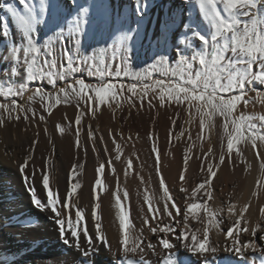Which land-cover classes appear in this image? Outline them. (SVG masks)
Returning a JSON list of instances; mask_svg holds the SVG:
<instances>
[{
    "label": "snow or ice",
    "instance_id": "obj_1",
    "mask_svg": "<svg viewBox=\"0 0 264 264\" xmlns=\"http://www.w3.org/2000/svg\"><path fill=\"white\" fill-rule=\"evenodd\" d=\"M157 6L163 9L164 15L153 17L150 10ZM0 13H3L0 15V63L7 65L6 78L0 81V97L10 101L0 102V125L6 119L19 121L21 116L27 121L29 113L33 118L37 116L34 109L26 108L16 99L27 93H31L27 100H38L49 115L57 105L75 100L77 126L86 112L95 115L100 106L111 108L113 102L119 107L122 99L129 103L138 100L142 106L147 99L149 108L154 107V100L160 107L183 104L190 120H199L198 139L206 128L221 129L216 168L226 158L231 164L233 153L243 158V148L250 147L255 152L260 160V175L251 196H264V159H260L264 155V113L239 110L241 102L245 109L250 103L264 105V90H261L264 89V0H182L175 8L171 0L164 5H157L156 0H131L130 6L126 5L123 10L118 8L115 0H15V3L6 0ZM148 24L152 25V30L146 28ZM152 36L161 45L160 54L142 67L134 68L135 50L145 37L151 43ZM168 49H174V60L167 54ZM156 74L163 78H155ZM86 77L97 82H89ZM57 81L63 82L64 86L56 88ZM45 83L56 90L48 91ZM33 84L36 85L34 88L31 87ZM249 92L255 95L250 96ZM150 94L152 98L148 99ZM80 102L86 105L85 110L80 109ZM39 120L44 121L45 116L39 115ZM172 124H176V119ZM80 133L81 129L77 127L78 148L81 147ZM184 133L181 128L176 138ZM109 135L115 145V160L119 161L122 145L116 142L111 131ZM169 135L171 137V131ZM88 136L95 139L90 126ZM188 139L191 141V133ZM36 143V140L31 142L28 155L18 164V171L32 206L51 221L58 240L78 253L79 264H104L99 259L104 255L109 258L107 264H151L146 259L149 252L162 257L161 264H188L179 259L181 251L200 264H217L219 251L227 254L221 264H231L228 256L241 258L244 264H264V249L256 243L258 233L260 241L264 242V205L260 206L256 221L245 215L249 210L248 203L239 208L235 203H229L226 216L222 215L223 208L214 210L210 207L212 179L216 176L211 162L207 164L206 178L190 193L188 188L181 186L180 192L185 196L183 208L178 206L164 177L160 176L162 195L150 197L145 194L150 215H143L142 210L139 229L132 224L129 212L117 195L115 215L120 235L118 248L114 250L102 229L98 214L100 205L92 208L90 229L84 209L76 207L73 201L81 188V181L76 178L77 168L83 165H73L68 190L61 197L50 183L47 167L42 172L39 169H34L31 174L26 171L29 161L33 160L32 149ZM191 147L189 144L185 152V169ZM93 151H96L94 144ZM212 151L209 147L205 156ZM152 152L157 153L156 171L160 175L155 145ZM108 163L111 165L112 161ZM132 167V160L128 159L125 175ZM104 168L102 162L96 168L95 186L102 185L99 176ZM38 172L42 197L33 183ZM180 179L184 180L183 172ZM124 197L127 199V191ZM157 202L161 206H155ZM181 217L182 228L179 227ZM165 218L170 222H165ZM190 219L203 225L202 235H198L200 227L194 230L190 227ZM225 221L229 225L226 230L221 227ZM15 222L21 226H39V221L31 217ZM145 229L158 237L157 243L146 241ZM211 230L223 233L222 248L210 242ZM242 233L251 238L241 243ZM170 235L175 243L169 239ZM248 251L252 253L250 259L245 256ZM118 255L122 258H117ZM0 264L10 262L0 259Z\"/></svg>",
    "mask_w": 264,
    "mask_h": 264
},
{
    "label": "bare ground",
    "instance_id": "obj_2",
    "mask_svg": "<svg viewBox=\"0 0 264 264\" xmlns=\"http://www.w3.org/2000/svg\"><path fill=\"white\" fill-rule=\"evenodd\" d=\"M4 2L6 0H0V8L3 7ZM7 2L15 3V0H7ZM169 2L170 0H156L157 5H164ZM115 3L120 10H123L126 5L130 6L131 0H115ZM171 3L172 7L175 8L177 5L182 4V0H171ZM2 14L0 13V15ZM150 15L153 17L157 15L163 16L164 11L158 6L153 7L150 10ZM194 16L199 18L197 14H194ZM146 28L152 30V25L148 24ZM148 45L151 46V49L147 47ZM158 46L161 47V45L156 43L155 36H152L151 43L145 37L134 52L133 67L139 68L145 63L150 62L152 58L148 56V53H154ZM0 47H2V44H0ZM168 50L174 60V49ZM3 65L5 64L0 63V81H2L1 75L3 76V68H1ZM86 78L89 82H97L94 78ZM17 82L21 81L17 80ZM254 95L255 93L253 92L250 96ZM151 98L152 96L150 94L148 99ZM153 103L154 107L152 108L148 107L147 99L144 101L143 106L138 100H133L129 103L134 108H140L142 110L140 115H138L137 110L134 113V119L136 121L134 127L136 126L138 128L142 139L120 136L112 132V135L116 138V142L120 143L123 148V154L119 161L115 160L116 152L112 137L110 135L106 137V134L110 132L112 127L118 128V121L115 119L111 108L107 105L100 106L95 112V120L101 119L105 128L100 132L97 141L92 139L96 148V151H93L96 158H91L93 162L90 164H87L88 158H82L84 153L82 143L84 141L83 121L92 113L86 112L79 126L76 123L74 124L75 126L72 125L71 120L74 121L77 114V102L73 100L70 103H62L66 108L65 111H61L60 106L56 107L51 113L50 120H47L45 117V122L43 123L50 136H52V126L50 124H59V130L61 128L64 129L61 133L68 142V146H66L63 139L60 140L61 147L59 149V155L50 158V162L48 163L51 185L63 197L68 190V178L73 165H83L82 168H77L79 174L76 178L81 181V188L74 195L73 201L76 203V207L84 209L85 218L89 222L90 229L92 227V208L96 204L100 205L98 214L101 216L102 229L108 237L109 246L114 250L118 248L120 235L119 221L115 215V197L117 195H119L125 210L129 212L132 224L135 225L136 229H139L141 227L142 210L143 215H150L147 212L148 205L144 201L145 194L150 197L162 195L159 184L160 176L164 177L165 183L178 206L183 208L185 196L180 192L181 186L188 188L190 193L196 184L203 182L206 178L208 162H213L209 154L207 157L205 156L208 148L211 147L209 143L211 141V135L208 128L204 130L201 138H197L200 132L198 118L194 119V125L188 131L184 142L180 145L173 146L176 140L177 130L184 122V116L189 113L186 105H165L164 107H160L158 101L154 100ZM80 104V109L85 110L86 105L83 102H80ZM113 104L114 102L112 106ZM182 108L186 111L184 114L182 113ZM240 111L264 113V105H261L259 102L255 104L250 103L247 109L243 108ZM147 114L151 115L152 122L146 118ZM173 119H176L175 125L172 124ZM123 120L127 125L128 118L126 114H124ZM15 123L17 127V122L15 121ZM77 127L81 129V147L79 148L76 147ZM170 131L172 133L171 137L169 135ZM220 131L221 129L216 127L217 163H219ZM189 133L192 136L191 141L188 139ZM150 134L151 139H149ZM30 135L28 133L26 138H30ZM60 136L59 134V139L61 138ZM101 137H103L102 140ZM189 144L192 147L188 152L190 158L188 159L187 169H185V152ZM10 145V143H0V259L8 260L10 264L13 261L14 264H79L80 258L78 253L64 246L58 240L57 232L54 230L51 221L47 219L45 214L34 209L32 206L30 195L27 193L23 179L18 171L19 158H14L19 147L16 142L13 145V149H10ZM153 145L159 151L160 175H157L156 171L157 159L150 158ZM105 148L107 151H105ZM91 150H93V146ZM242 151L243 158L236 157L235 153H233L231 164L228 163L226 158V161L220 164L219 168L213 169L216 172V176L212 179L213 198L208 203L214 210L216 208H223L222 215L224 216L227 215V206L229 203H235L237 208L248 203L249 210L245 215L249 216L251 221H256L259 217V208L264 205V196L259 198L251 196V192L256 190L257 187L256 180L260 175V160L256 158L255 152L250 147L243 148ZM24 159L22 158V160ZM128 159L132 160L133 167L127 170L128 174L125 175ZM260 159H264V155ZM109 160L112 161L111 165L108 163ZM101 162L105 164L104 171L99 176L102 180V185L95 186V181L98 178L96 168ZM249 164L251 165L250 168L248 167ZM113 168L115 172H113ZM182 172L184 174L183 181L180 179ZM40 180L41 176L37 173L33 183L37 188L38 195L42 197L43 191ZM125 191L128 193L127 199L124 197ZM199 198L200 194H198ZM206 198L203 197V199ZM155 206L159 207L161 204L157 202ZM200 215L203 216V213L201 212ZM24 217H31L38 220L39 226L27 227L15 222L16 219L23 221ZM9 218H11V222H9ZM180 219L181 223L179 227L182 228V217ZM165 222L170 221L165 218ZM189 224L193 230L200 227L201 233H198V235H202L203 225L198 220L193 221L190 219ZM173 226L176 227L174 223ZM227 226L229 225L225 221V224L221 227L226 230ZM241 227H243V222ZM143 235L146 241L150 240L153 243H157L158 237L153 236L146 229ZM259 235L260 233H258L256 243L264 249V242L260 241ZM250 238L242 233L241 243H243L244 239ZM169 239L175 243L172 235L169 236ZM209 239L213 245L220 248L223 247L224 236L222 232L217 234L216 230H211ZM81 240L83 241V237H81ZM9 253L18 254L12 256ZM226 255L223 251H219L216 257L217 264H221ZM245 256L250 259L252 253L248 251L245 253ZM117 258H122V256L118 255ZM99 259L103 260L104 264H107L109 258L107 255H104ZM146 259H149L151 264H161L162 261V257H157L151 252L148 253ZM179 259L186 260L188 264H200L199 261L192 259L190 254L183 251L179 253ZM228 259L231 260V264H244L243 260L238 257L228 256Z\"/></svg>",
    "mask_w": 264,
    "mask_h": 264
},
{
    "label": "rangeland",
    "instance_id": "obj_3",
    "mask_svg": "<svg viewBox=\"0 0 264 264\" xmlns=\"http://www.w3.org/2000/svg\"><path fill=\"white\" fill-rule=\"evenodd\" d=\"M149 49H151V46L148 45L147 46ZM160 48L161 47H157L155 52H149L148 56L151 57L152 59L154 58L155 55H159L160 54ZM170 57H171V53L168 50L167 53ZM7 67V65H3L1 68H3V76L1 75L2 81L6 78L5 77V68ZM79 75V74H77ZM155 78H163L161 76H159V74L155 75ZM36 85L33 84L31 85V87H35ZM45 86L47 87L48 91H55L56 88L58 87H63L64 83L57 81L56 84V88H53L52 86H48L45 83ZM264 90V89H261ZM31 93H27L25 96L23 97H19L16 98L18 100L19 103L24 104L26 108L30 107L32 109H34L37 113V116L35 118L32 117L31 113H29V119L26 121L23 119V116H21V119L18 121L16 120H12V121H8L7 119L5 120V123L3 125H0V143H10L11 147L10 149L14 148V143H17V146L19 147L17 150V154H15L14 158H19V163H23L24 160H22V158H26V156L28 155L29 149H30V145L31 142L33 140H36V146L34 149H32V156H33V160L29 161V168L27 169V172L31 173L34 169H39L41 172L45 170V168L47 167L48 170V163L50 162V158H54V156L59 155V149L61 147L60 145V140L63 139L64 144L66 146H68V142L64 139L63 134L61 133V131L59 130V124H50L52 127V136L48 135V131L46 132L44 129L45 126L43 125V123L45 121H40L39 120V115H44L47 120H50L51 115H49L47 112L44 111V109L42 108L41 104L39 103V101H35V102H29L27 100V96L30 95ZM253 94V92H249V95ZM0 102H10V101H5L3 99V97H0ZM62 103L57 105L56 107L60 106V110L61 111H65L66 108L63 105L62 107ZM54 107L51 110V113L53 112V110L56 108ZM81 107V104H80ZM243 107V102H241L240 105V109L242 110ZM111 110L114 113L115 119L118 121V128L112 127L111 128V133H116L120 136H126V137H130V138H140L141 134L140 132H138V128L135 126L134 124L136 123L135 119H134V113L135 110H137L138 115H140L142 113V110L140 108H134V106L129 105V103L125 100H120L119 102V107H117V104L114 102L113 106L111 107ZM186 111L184 108H182V113L184 114ZM124 114H126V117L128 118L127 120V125L125 124L123 117ZM147 119L150 120V122H152V118L150 114L146 115ZM17 122V127L15 126ZM194 119L190 120L189 117V113L186 114L184 116V122L180 125V127L177 130V135L180 133L181 128H183L185 130V133L182 137H180L179 139L176 138L175 142L173 143L174 145H180L182 144V142H184L186 135L188 133V131L192 128V126L194 125ZM71 124L74 125L75 124V120H71ZM10 125V126H9ZM75 126V125H74ZM83 126H84V141H83V155L82 158H88L87 159V164H90L93 162V160L91 158H96L93 150L92 146L94 144L93 140L89 138L88 136V131H89V126L91 127V130L94 133V137L95 140L97 141L100 132L104 130V126H103V122L101 121V119H98L97 121L95 120V115H89L88 118H85L83 121ZM8 128V129H7ZM42 129V130H41ZM150 129V128H149ZM211 135V141L209 142L211 144V148L213 149L212 153L209 154V156L212 158V164H213V169H216L215 165L217 164L216 161V149H217V139H216V127H213L211 129H208ZM60 132V133H59ZM30 133V138H26V135ZM147 133V132H146ZM59 134L61 135L60 139H59ZM109 136V132L108 134H106ZM145 135V134H143ZM213 139V140H212ZM92 145V146H91ZM16 148V147H15ZM13 154V153H11ZM17 155V156H16ZM158 155H159V151H158ZM157 157V153H151V157L150 158H156ZM46 161L48 162L46 165ZM39 173V172H38Z\"/></svg>",
    "mask_w": 264,
    "mask_h": 264
}]
</instances>
